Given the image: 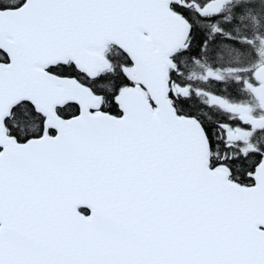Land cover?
<instances>
[{
	"label": "snow or ice",
	"instance_id": "obj_1",
	"mask_svg": "<svg viewBox=\"0 0 264 264\" xmlns=\"http://www.w3.org/2000/svg\"><path fill=\"white\" fill-rule=\"evenodd\" d=\"M0 264H264V0H0Z\"/></svg>",
	"mask_w": 264,
	"mask_h": 264
}]
</instances>
